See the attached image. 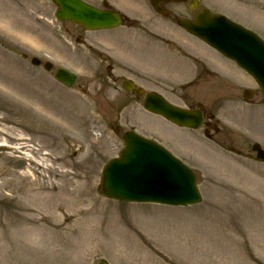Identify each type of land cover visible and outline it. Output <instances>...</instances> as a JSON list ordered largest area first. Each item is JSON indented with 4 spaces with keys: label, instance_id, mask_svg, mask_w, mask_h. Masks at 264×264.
Wrapping results in <instances>:
<instances>
[{
    "label": "rangeland",
    "instance_id": "obj_1",
    "mask_svg": "<svg viewBox=\"0 0 264 264\" xmlns=\"http://www.w3.org/2000/svg\"><path fill=\"white\" fill-rule=\"evenodd\" d=\"M83 1L126 11L136 28L83 33L58 23L47 0H0V264H264V164L251 151L254 143L264 148L259 89L253 105L242 104V90L252 82L235 71L233 94L223 87L218 92L224 99L203 103L220 127L215 137L176 130L121 90L123 78L138 81L135 73L96 43L114 46L126 34L128 48L139 47L131 59L138 67L156 57L173 72L194 63H172L166 54L171 49L150 39L162 22L147 11L148 0ZM196 1L199 10L220 14L264 39V0ZM185 7L167 6L177 19H189ZM164 25L158 32L170 43L220 68L211 49L171 22ZM78 36L83 46L76 44ZM31 58L75 74V84L64 88L53 79L54 70L32 67ZM125 131L167 142L195 173L199 203L170 208L104 199L101 171L117 158ZM65 172L68 178L61 175ZM41 178L48 191L33 190L31 182ZM82 198L89 199L88 225L95 232L76 242L67 228ZM56 234L63 239L51 242Z\"/></svg>",
    "mask_w": 264,
    "mask_h": 264
},
{
    "label": "water",
    "instance_id": "obj_2",
    "mask_svg": "<svg viewBox=\"0 0 264 264\" xmlns=\"http://www.w3.org/2000/svg\"><path fill=\"white\" fill-rule=\"evenodd\" d=\"M58 10V20L70 21L86 30L110 29L118 26L119 16L107 11H98L79 0H51ZM179 25L195 35L225 57L234 61L248 73L260 87L264 97V43L250 32L212 15L204 10L194 16L192 22ZM33 65H38L32 60ZM49 70L50 65L46 64ZM55 78L69 87L75 77L57 70ZM131 86L123 84V89ZM144 109L162 115L180 126L192 129L200 125L198 113H187L174 109L161 99L148 95ZM124 150L119 159L110 161L103 169L101 195L110 200L128 203H162L167 205H189L198 200L195 178L179 162L154 144L127 133L123 136ZM257 160L264 162V152L254 145ZM99 264H106L100 262Z\"/></svg>",
    "mask_w": 264,
    "mask_h": 264
},
{
    "label": "bare ground",
    "instance_id": "obj_3",
    "mask_svg": "<svg viewBox=\"0 0 264 264\" xmlns=\"http://www.w3.org/2000/svg\"><path fill=\"white\" fill-rule=\"evenodd\" d=\"M63 121V123H67V121L65 119H61ZM22 146V148H27L30 147L26 144H19ZM33 150V149H31ZM34 174L37 177H41V174H38L37 171H34ZM68 173H62L61 175L65 178L69 177ZM33 186V190H38V191H48L49 187L43 183V179H38V180H34L33 182H31ZM53 199L51 198L50 204L52 205V207H54V204L52 203ZM88 202L89 199L88 198H82L81 200L77 201V210L75 211V214L73 216V222L70 225V228H67V235L73 236V239L76 242H82L84 240L88 239V234L89 233H94V229L90 228V226L88 225V221H89V215H90V209H88ZM87 205V209L84 208ZM92 229V230H91ZM79 230V232H78ZM62 239H63V235H61ZM60 235H55L54 240L51 239V242H60L61 240ZM63 242H66L65 240H63ZM262 243V242H260ZM264 244V243H262ZM262 251H264V247L261 246L260 247Z\"/></svg>",
    "mask_w": 264,
    "mask_h": 264
},
{
    "label": "flooded vegetation",
    "instance_id": "obj_4",
    "mask_svg": "<svg viewBox=\"0 0 264 264\" xmlns=\"http://www.w3.org/2000/svg\"><path fill=\"white\" fill-rule=\"evenodd\" d=\"M149 1H151V0H149ZM147 3H148V1H147ZM162 6L165 7V5H162ZM213 74L214 73L210 72L203 64H201V70L196 74V76L193 78V80L191 81L190 84L193 85V86L196 85V88H197L198 80H200L201 77L205 78L204 79L205 83L212 82L214 79L218 80V78L215 77ZM215 94H216L215 92L209 91L203 97L210 99V98L214 97ZM199 97H201V95H199V93L197 91H195V89H193L191 91V93H189V94L183 93L180 96L181 100H184V101H187V102H191V103H197V100H198ZM190 108L193 109V108H196V106L195 107L191 106ZM201 112H202V115H203L204 120H205V126H204L205 133L208 132L209 130L216 129L215 124L211 120L212 119V115L209 114V112H207V111H205L203 109L201 110Z\"/></svg>",
    "mask_w": 264,
    "mask_h": 264
}]
</instances>
